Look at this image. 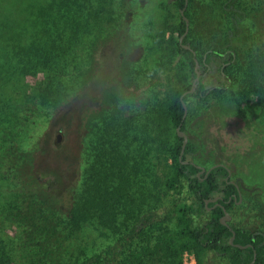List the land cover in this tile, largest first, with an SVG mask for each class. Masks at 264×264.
<instances>
[{
	"label": "trees",
	"instance_id": "obj_1",
	"mask_svg": "<svg viewBox=\"0 0 264 264\" xmlns=\"http://www.w3.org/2000/svg\"><path fill=\"white\" fill-rule=\"evenodd\" d=\"M112 1L0 0V178L10 185L2 214L12 230L0 237V264H182L184 253L210 264L209 252L216 264H249L253 255L252 264H264L263 229L220 221L239 201L241 180L223 160L200 171L189 123L198 111L206 120L214 109L223 122L264 112V0L166 2L153 36L150 94L142 110L119 94L103 109L64 216L44 182L30 169L21 173L17 129L38 105L54 109L72 94L65 78L85 84L122 18L120 0L108 22ZM39 73L36 83L21 82ZM177 128L187 136L182 153ZM242 157L234 154L235 167ZM89 227L113 241L86 252L80 237Z\"/></svg>",
	"mask_w": 264,
	"mask_h": 264
},
{
	"label": "rangeland",
	"instance_id": "obj_2",
	"mask_svg": "<svg viewBox=\"0 0 264 264\" xmlns=\"http://www.w3.org/2000/svg\"><path fill=\"white\" fill-rule=\"evenodd\" d=\"M167 1L123 0L122 18L104 37L96 54L97 63L89 68L85 84L79 87L78 82L72 83L70 76L65 78L64 83L72 94L54 109L38 105L32 119L21 130L17 129L19 149L22 158L26 159V165L21 166L20 171L30 169L44 182V190L60 208L57 215L64 216L80 188L82 174L90 160V140L101 123L103 109L110 106L112 99L119 94L142 110L140 104L150 94L148 77L155 68L159 53L153 36L165 17ZM119 4L120 0L112 1L113 13L108 22L116 18ZM41 77L39 73L21 82L34 84ZM212 79L213 75H210L205 81L210 83ZM213 112L214 109L209 111L206 120L201 111L189 119L197 144L194 159L204 169L212 162L223 160L232 170V179L241 180L240 199L228 212L226 221H236L248 229L264 230V112L259 115L244 111L226 122L220 121ZM125 115H130V111ZM236 153L245 161L238 168L232 163ZM247 163L250 167L254 165L251 170ZM6 167L12 170L9 165L3 166ZM2 179L0 237L6 238L12 236V230L10 223L4 220L2 210L6 207L10 185ZM254 182L261 183L262 188L256 190ZM113 239V236L97 233L92 227L80 237L81 243L89 247L88 250L85 248L86 252L100 249ZM209 257L213 259L210 264H216L212 252Z\"/></svg>",
	"mask_w": 264,
	"mask_h": 264
},
{
	"label": "water",
	"instance_id": "obj_3",
	"mask_svg": "<svg viewBox=\"0 0 264 264\" xmlns=\"http://www.w3.org/2000/svg\"><path fill=\"white\" fill-rule=\"evenodd\" d=\"M182 11V10H181ZM179 40H181V37L179 38ZM198 78H199V71H197L196 70V75H195V77H194V79H193V82H192V84L194 85L195 84V82L198 80ZM192 89L193 88H191V89H189V91H192ZM183 103V102H182ZM183 105H184V103H183ZM184 107H185V105H184ZM177 133H178V135H180V136H182V144H181V151H180V153H182L183 152V148H184V146H185V143H186V141H187V137H186V134L183 132V131H181V130H179V128H177ZM59 137H57V139H58ZM198 167H199V169H200V171H203L204 170V167L203 166H200V165H197ZM212 166H214V165H212ZM211 166V167H212ZM210 168V167H209ZM208 168V169H209ZM207 169V170H208ZM209 199H206V201H205V203L208 201ZM212 200H215V198H213ZM227 215H228V212H227V210H225L224 209V213H223V215L220 217V221L221 222H223L224 224H226V220H227ZM232 236H233V233H232ZM232 236L229 238V242L231 243V239H232ZM236 246H238V247H242V246H240V245H238V244H236ZM254 256L255 255H253V259L250 261V263L249 264H252L253 263V260H254Z\"/></svg>",
	"mask_w": 264,
	"mask_h": 264
},
{
	"label": "built area",
	"instance_id": "obj_4",
	"mask_svg": "<svg viewBox=\"0 0 264 264\" xmlns=\"http://www.w3.org/2000/svg\"><path fill=\"white\" fill-rule=\"evenodd\" d=\"M184 262L182 261V264H196L195 258L192 254L184 253Z\"/></svg>",
	"mask_w": 264,
	"mask_h": 264
}]
</instances>
